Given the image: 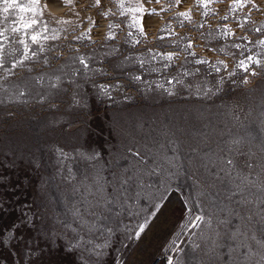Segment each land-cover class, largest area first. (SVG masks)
I'll return each mask as SVG.
<instances>
[{
	"label": "rangeland",
	"instance_id": "374dc122",
	"mask_svg": "<svg viewBox=\"0 0 264 264\" xmlns=\"http://www.w3.org/2000/svg\"><path fill=\"white\" fill-rule=\"evenodd\" d=\"M186 1L159 15L145 14L141 22L146 38L126 27L132 22L131 13L104 19L94 15L95 9L85 13L79 3L75 11L93 16L98 25L90 33L91 40L74 41L70 31L65 38L68 26L52 19L63 14V18H74L64 4L58 10L52 6L40 18L57 29L60 38L44 42V52L26 61L16 75L0 80V231L4 233L0 264H115L116 258L122 264H169V259L172 264H264V246L258 243L264 241V204L259 203L264 192L240 184L238 179L233 181L220 170L228 167L221 157L234 158L241 168L248 160L253 165L243 169L248 179L264 181L259 166L264 163V75L249 77L248 84L240 82L243 73L223 85H215L212 76L205 79L201 75L179 76L182 84H167V79L183 71V57L166 72L147 71L161 67L160 61L151 60L148 49L174 51L180 37L193 41L198 57L215 60L213 52L200 46L204 40L193 25L184 21L181 27L178 23L182 18L176 12L186 11L194 3ZM141 2L148 9L159 12L161 8L155 0ZM255 2L261 10L250 14L230 13L227 4L215 3L211 6L214 18L211 14L205 18L192 8L193 20L206 21L200 31L209 47L232 42L215 39L220 23L255 41L260 34L254 29L264 26V0ZM225 14L229 21H220ZM20 15L13 12L4 19L0 14V31H5V37H0V59L6 66L22 58L23 46L10 31L20 23ZM246 15L249 23L236 28L233 21H242ZM109 20L119 24L112 29V40L105 39ZM87 27L85 23L81 29ZM128 31L133 32L132 37H127ZM20 35L30 47H36L26 34ZM126 37L129 41L141 39V43L132 47ZM235 42L245 45V55L264 59V48L258 44ZM113 48L119 51L113 53ZM77 49L80 55L94 57L89 62L92 67L105 66L111 74L73 75L82 67L73 60ZM227 50L236 52L231 47ZM138 54L149 61L142 75L147 83L129 79L130 74L141 72L135 61ZM45 59L49 64L43 63ZM28 67L33 71L28 72ZM195 67L206 69L186 65L189 70ZM39 76H44L40 83L32 79ZM49 76H59L62 83L55 89L48 87ZM112 76L123 87L111 91L109 98L93 83ZM154 81L174 94L157 89ZM216 87L220 90L215 95H204L208 88L215 91ZM125 179L127 183H123ZM102 198L112 203H103ZM245 199L253 203L244 205ZM196 215L204 217V222L192 228L189 220ZM145 218L148 224L140 237L128 239ZM104 244L108 246L97 247Z\"/></svg>",
	"mask_w": 264,
	"mask_h": 264
},
{
	"label": "snow or ice",
	"instance_id": "6c2138e0",
	"mask_svg": "<svg viewBox=\"0 0 264 264\" xmlns=\"http://www.w3.org/2000/svg\"><path fill=\"white\" fill-rule=\"evenodd\" d=\"M153 0H147L148 4H151ZM183 2L186 0H155V3L160 4L161 8L159 12L155 9H148L145 7L144 3L141 0H61V3L69 8L73 13L74 18H55L56 23H61L67 25L68 27L64 29L66 33L65 38H67V34L71 33L72 39L74 41L83 42L84 40H91L90 33L94 28L98 27L96 20L93 16L85 15L81 16L80 12H76L75 8L77 3L81 5L83 11L87 13L91 9H95L96 16H102L104 19H109L111 16L116 17H126L128 13H131V23H127L126 27L129 29H136L141 38H146L147 33L144 30V26L141 22V18L147 14L149 16L159 15L160 12L169 11L172 8H178ZM215 3L227 4V12L235 13L239 11H245L246 13H251L253 11H259L260 5H258L255 0H194L193 5L186 11H177L176 16L181 17L182 19L178 21L181 27L184 25V21H188L193 25L196 29L197 34L204 40V43L200 46L207 49L209 52H213L216 56L215 60H211L207 56L196 55L194 51L193 41L188 37H180L179 41H176L173 45V48L176 49L174 51L160 52L155 51L153 49H148V54L151 56V60L160 61L161 67H151L147 69L148 72H156L159 73L161 71H168L173 67L176 60L183 57V63H181L180 68L183 71L178 72L176 75H173L170 79H167V84L172 85L173 83L182 84L183 80L179 79V76L189 77L194 75H201L205 79L209 76H212L215 81V85H223L226 82L233 81L238 73H243L240 77V82L243 84L250 83L249 77H255L258 75H264V59H258L257 55L253 54H244L245 45L242 43H236V40L246 41L248 44H258L260 47L264 48V26L260 28L254 29L255 33H259L260 35L256 37L255 41L249 39V35L247 33L242 32L240 35H237L236 31L229 27L226 23H220L217 25L215 31L219 33V36L215 37V39L219 40L221 37L228 39L231 42L230 45H221L219 47H209L207 43V37L204 35L200 29L205 27V22L194 21L192 16V8H195L197 11H200L201 16L207 18L210 14L214 18L216 12L211 10V6ZM48 0H27V3H22L21 0H0V14L3 15L4 19H7L8 16L13 12H18L20 15L18 17L20 23L11 27L10 31L16 34V39L19 44L23 46V50L21 53L22 58L15 59L10 65L6 66V62L0 59V80H6L9 77L16 75L17 69H24L26 67V61H32L34 57H37L38 52H44V42L55 41L60 38L58 34V30L51 27L50 24L40 18L44 15L45 9L49 7ZM139 14V16L137 15ZM220 21L227 22L229 21V15L225 14L220 17ZM236 28L243 29L244 25L249 23L248 16L246 15L244 19L234 20L233 21ZM2 23V21H0ZM87 24V28L81 29L83 24ZM124 23V21H122ZM171 21H169L170 25ZM119 27V24H113L109 20L108 29L105 39L112 40L115 38V34L112 29ZM77 29H81L79 35L76 34ZM167 30L161 29V31ZM24 33L28 36V39L31 41V45H35L36 47H30L28 43L25 42L24 38L20 35ZM51 33V34H49ZM170 35H175L174 32H169ZM209 36L212 35L211 32L208 33ZM133 32L128 31L127 37H132ZM0 37H5V31H0ZM125 38L126 43H130L132 47H135L136 44L141 43V39L133 38L129 41ZM159 39H164V37H158ZM187 41L183 45H181V41ZM69 50L72 49L73 45L69 43L67 45ZM231 47L236 50V52L228 51L227 49ZM49 50H52L51 44H49ZM0 51H3L2 42H0ZM77 54L73 57L74 61H78L79 65L82 66L80 68L75 69L73 75L80 74L83 77H90V75H98L101 77H108L111 73L107 67H92L89 63L94 59L91 55H80L79 50L77 49ZM119 49L113 48V53L118 52ZM239 53V58L237 56ZM223 54V58L221 55ZM192 57V59H189ZM127 59H131V57H126ZM135 61L139 64L141 72L139 74L133 73L130 74L129 79L134 83H147V81L142 80V75L144 71V65L149 63L143 56V54H138L135 57ZM44 64H49V61L45 59L43 61ZM192 64L195 66H206V69L195 67L194 70H189L186 68V65ZM231 65V67H230ZM28 72L33 71L31 67L26 69ZM226 74V75H225ZM218 77V78H217ZM32 79L36 80L37 83H40L44 76L33 77ZM49 84L50 88H57L62 80L59 76H49ZM157 89H163L168 95H173V91L170 88H165L163 83L153 82ZM93 87L98 90V92L102 95L108 96L111 98V91H116L123 87L120 83L119 78L116 76H112L111 80H106L103 83L94 82ZM151 89V85H149V89ZM220 88L216 87L215 91L212 88H208L204 95L207 96L209 94L215 95ZM199 94V90L198 93ZM20 96L24 95V91H20ZM127 98V97H126ZM44 97H41L43 100ZM233 144L238 145L239 141H233ZM239 151V149H235ZM229 152L233 151L232 148L228 149ZM134 156H141V153L134 152ZM92 157H89L91 159ZM221 163L223 165H227L228 167H221V171L225 172V175L229 176L233 181L239 180L240 184H251L253 187H256L257 191L264 192V181L257 183L256 181H250L248 179L247 174L244 173L243 169H252L253 165L245 160L243 164V168L239 167L238 162L230 157L224 156L220 158ZM261 172H264V163L260 165ZM235 172L236 175L233 177L232 173ZM123 183H127V179L123 181ZM240 184H237V189L240 188ZM103 203H112L109 198H102ZM101 201L97 202V206H99ZM253 201L245 199L243 201L244 205L252 204ZM260 204H264V200H259ZM264 211V209H261ZM154 214V213H153ZM251 219V217H248ZM261 219L264 220V215L261 216ZM83 220V218H82ZM204 222V217L200 215L193 216L189 220V224L192 228L199 227L201 223ZM148 224L147 218H145L143 223H138L134 230L129 233L128 239L139 238L140 235L144 232L145 227ZM94 225L89 227V232L94 229ZM127 230V229H126ZM111 231V230H109ZM4 233L0 231V237H3ZM255 239V237H253ZM262 246H264V241H258ZM3 246L2 240H0V247ZM107 244L98 245L97 247H107ZM97 255H102V253H97ZM115 264H122L119 258L115 259ZM169 264H172V260L169 259Z\"/></svg>",
	"mask_w": 264,
	"mask_h": 264
},
{
	"label": "bare ground",
	"instance_id": "6f19581e",
	"mask_svg": "<svg viewBox=\"0 0 264 264\" xmlns=\"http://www.w3.org/2000/svg\"><path fill=\"white\" fill-rule=\"evenodd\" d=\"M48 2H49V7L47 8V9H45V12H46V14H49L50 12H51V8H53L54 7V9H55V7H57V10H58V8H60V6L62 5V3L60 2V0H48ZM187 2V1H186ZM53 6V7H52ZM63 9V8H62ZM66 9V8H65ZM61 10V9H60ZM69 10V8L66 10V11H68ZM65 10H64V12H66ZM53 13V12H52ZM70 13V12H69ZM66 14H63L62 15V18L65 16Z\"/></svg>",
	"mask_w": 264,
	"mask_h": 264
}]
</instances>
